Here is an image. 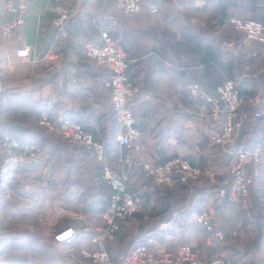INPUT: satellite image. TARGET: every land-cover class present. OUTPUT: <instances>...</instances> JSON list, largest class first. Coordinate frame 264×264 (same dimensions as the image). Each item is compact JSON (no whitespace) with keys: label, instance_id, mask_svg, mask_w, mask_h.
<instances>
[{"label":"crops","instance_id":"obj_1","mask_svg":"<svg viewBox=\"0 0 264 264\" xmlns=\"http://www.w3.org/2000/svg\"><path fill=\"white\" fill-rule=\"evenodd\" d=\"M25 1V22L10 36L0 31V71L3 70L7 82L0 96V119L8 130L43 148L56 177L31 185L27 174L21 172L18 183L12 184L21 195H27L20 200L23 221L34 219L35 207H42L45 220L34 232L21 230L18 237L7 240L4 261L15 264L8 258L21 257L24 264H88L77 254L79 248L89 245L86 238L69 245L55 244L48 240V229L55 223L53 213L59 208L98 219L110 197L106 196V200L103 187L110 192L111 188L94 181L99 167L85 158L82 147L41 131L36 122L41 113H57L78 123L105 146L107 159L114 166L118 153L116 125L108 89L102 86L105 73L78 54L73 37L51 44L48 0ZM148 1L164 9L161 23L148 22L155 15L144 8L125 20L119 15L116 19L114 15L105 16L98 32H93L98 22L90 18L99 15L97 9L101 11L103 6L100 0H83L67 26L75 37L88 41L90 34L92 41L102 43L103 29L122 37L130 60L129 77L139 88L134 109L138 141L151 165L180 157L200 168H212L218 178L227 177L229 151L209 143V125L201 122L196 104L176 85L198 81L213 94L220 81L231 78L239 79L238 89L245 98L264 92V44L242 47V34L227 23L230 14L264 21V0H178L177 7L174 0ZM182 1L189 2L191 9H183ZM1 3L0 0V21L8 17ZM164 14L166 19L162 18ZM109 17L111 22L107 21ZM24 45L30 47V52L26 60L19 61L15 51ZM49 52L55 55L43 59ZM204 64L210 68L204 70ZM244 129L243 136L247 134ZM263 133L261 126L252 139L236 142L237 147L264 142ZM47 137L52 144L45 143ZM132 154L138 157L135 151ZM261 166L264 176V163ZM127 171L128 187L144 191L141 218L145 221L133 218L122 223L110 247L113 257L128 250L138 234L145 232L155 235V247L187 244L208 259L222 254L229 255L232 264H264L262 179L249 188L247 207L243 208L226 200H210L212 194L206 190L215 184L217 187L219 181L201 179L204 182L199 180L197 184H203V189L197 192L191 182L173 187L153 186L141 165ZM194 191L197 194L193 196ZM194 199L198 210L212 209L222 240L213 237L206 243L204 229L190 223L184 207ZM13 208L11 202L0 205V217L10 215Z\"/></svg>","mask_w":264,"mask_h":264},{"label":"built area","instance_id":"obj_2","mask_svg":"<svg viewBox=\"0 0 264 264\" xmlns=\"http://www.w3.org/2000/svg\"><path fill=\"white\" fill-rule=\"evenodd\" d=\"M1 6L8 17L0 21V31L5 36L12 35L25 22V0H1ZM83 0H48L51 28V44L68 37L69 19L77 12ZM102 6L122 16L141 13L146 8L150 14L159 10V5L148 0H100ZM232 28L243 35V43L264 44V23L236 16L229 18ZM102 44L96 45L86 38L77 42V51L85 59L100 68L105 77L102 86L108 89L112 103V117L116 125L115 142L118 153L114 166L107 159L105 146L91 133L85 131L78 123L70 121L63 115L41 113L36 124L47 133L58 136L83 148L85 158L98 165L94 181L108 185L112 192L107 207L98 214V219L59 208L53 213L55 223L48 229V240L55 244L69 245L80 238H86L88 246L77 251L80 260L88 264H232L229 255L213 258L203 257L197 250L187 244L175 248L155 247V235L147 233L134 240L130 248L113 259L107 245L115 241L121 223L135 214L143 212L140 189L128 187V169L132 171L138 165L146 171L156 187H173L186 185L189 181L204 179L208 182L219 181V185L206 191L211 193V201L226 200L229 203L247 207L249 188L258 179L264 182L262 163H264V142L248 147L230 148L245 121L251 116H264V92L254 93L245 98L239 92V79H226L218 85L213 94L207 92L198 83L176 85V89L188 94L196 104L197 115L202 123L209 125L208 141L210 144L227 149L230 159L226 168L227 177L218 178L212 168H200L187 159L175 157L165 162L151 165L138 141L139 131L136 127L134 109L137 104L138 86L129 77L130 60L124 49L116 44L108 31L101 32ZM30 47L24 45L15 51L19 61L27 59ZM55 53L49 52L42 58H51ZM6 77L0 71V96L6 89ZM132 151L138 155L134 157ZM24 173L31 185L55 178L51 165L43 148L37 143L23 140L8 130L0 119V205L11 202L13 212L0 217V264L4 261L5 243L8 239L18 237V232H34L38 224L44 222L42 207L33 208L34 219L23 221L21 213L22 197L12 184L18 183L20 173ZM196 199L184 207L188 211L189 221L200 225L206 234V243L213 237L222 240L223 234L217 228L212 209L198 210ZM98 220V221H97ZM236 230L232 236L235 238ZM27 238L28 236H24Z\"/></svg>","mask_w":264,"mask_h":264},{"label":"trees","instance_id":"obj_3","mask_svg":"<svg viewBox=\"0 0 264 264\" xmlns=\"http://www.w3.org/2000/svg\"><path fill=\"white\" fill-rule=\"evenodd\" d=\"M157 2H161V0H157ZM173 2H175L176 4H175V6L177 7V2H178V0H174ZM182 3L184 4L183 5V9H187V10H190L191 9V7H190V5H189V2H187V1H182ZM102 9L103 10H101L100 11V9H97L98 10V13H100L99 15H97V14H94V16L92 17V18H90V19H93L94 18V20H95V22L97 21L98 22V25L95 27V28H92V30H93V32H98V30H99V28H100V24L101 23H103L102 21H105L104 20V18H105V16H109V15H112V13H113V11H110V9H107V8H105V6L103 5V7H102ZM162 10L164 11V9H161V7H160V5H159V10L157 11V13L156 14H154L155 15V17H153L154 18V20L156 21V22H158V23H161V17H160V15H161V13H163L162 12ZM77 14H80V12L79 13H77ZM132 16V15H131ZM231 17V14L230 15H228V19ZM163 19H166L167 18V16L164 14V16L162 17ZM222 19V18H221ZM228 19H227V23L229 24V22H228ZM90 22H91V20H90ZM219 22H222V20H220ZM165 23H167L166 22V20H165ZM262 23H264V21H262ZM95 24V23H94ZM68 30H69V33H68V37H73L74 38V42H75V44L77 45V42H78V40H80L81 39V37H75V33L72 31V30H70V28H68ZM109 33V35H110V37L115 41V43L116 44H119L123 49H124V51L126 50L127 51V46L126 45H124V41H123V39H122V37H120L118 34L117 35H114L111 31H109L108 32ZM68 37H66V38H68ZM87 37H89V41H91V42H93L94 44H96V45H100V44H102L99 40L97 41V40H94V41H92V38H91V35L90 34H88V36ZM252 44H263V43H252ZM250 45V44H249ZM241 46L243 47H247V45H245L244 43H243V35H242V43H241ZM125 51V52H126ZM191 51V50H190ZM188 53H190V52H188ZM79 54V53H78ZM201 59V58H200ZM204 66V70H208L209 68H210V66L208 65V64H204L203 65ZM227 79H229V78H227ZM231 79V78H230ZM222 80V79H221ZM225 80V78L222 80V81H220V84L223 82ZM195 83H198V84H200L204 89H205V85L203 86V84H201L200 82H195ZM219 85V84H218ZM217 85V86H218ZM216 86V87H217ZM216 89V88H215ZM206 90V89H205ZM255 121H264V116L263 117H261V118H254V117H250L247 121H245V123L243 124V126L241 127V129L239 130V134H241V131L247 126V125H249L250 123H253V122H255ZM41 130V129H40ZM45 133H47V132H45ZM47 134H49V133H47ZM239 134H237L238 136H239ZM47 136H49V135H47ZM238 136H237V138L235 139V141H234V143L231 145V149L232 148H236L237 146H239L236 142H238ZM50 138L49 137H47V138H45V143L47 144V145H50V140H49ZM50 142V143H49ZM59 143V142H58ZM52 144V143H51ZM139 166L140 165H138L137 166V169L139 168ZM201 180V179H200ZM196 181V182H195ZM199 180H192V181H189V183L191 182V184H193L194 186L196 185V187H195V190L197 191V192H200V190L201 189H203L202 188V186H203V184H200L199 185V187H198V184H197V182H198ZM202 181V180H201ZM216 182V181H215ZM203 183V182H202ZM213 183V182H212ZM153 185V184H152ZM177 185V184H176ZM180 185H184V184H180ZM217 184H215L213 187H215ZM154 186V185H153ZM168 189H170V188H168ZM103 191H104V195H105V198H106V196H108V195H110V193L112 192V190H111V192H110V190H109V188L108 187H103ZM197 192H193L192 193V195L194 196L195 194H197ZM142 195H145L144 194V191L143 192H141V196ZM106 200H107V198H106ZM107 202V201H106ZM105 202V203H106ZM185 206V205H184ZM143 213H144V209H143ZM143 213H140V214H135V215H133V216H131L130 218H128L126 221H124V222H127V221H129L130 219H133V218H137V220H142V221H145V220H143L141 217H142V215H143ZM124 222H122V223H124ZM122 223H121V225H122ZM121 228V227H120ZM120 231V230H119ZM118 231V232H119ZM117 232V233H118ZM144 232V231H143ZM140 234H145V232L144 233H140ZM140 234H138L139 235V237H140ZM116 236H117V234H116ZM138 238V237H137ZM135 240V239H134ZM115 241H116V239H115ZM114 242V241H113ZM113 242H110L108 245H107V247H108V250H109V252H110V247L112 246V244H113ZM127 251V249L126 250H124V251H122V252H120L116 257H113L112 255V253H110V255H111V257L113 258V259H116L119 255H121V254H123V253H125ZM8 260L9 261H11V262H13V263H15V264H24L25 262H23V260H22V258L21 257H19V258H8Z\"/></svg>","mask_w":264,"mask_h":264},{"label":"rangeland","instance_id":"obj_4","mask_svg":"<svg viewBox=\"0 0 264 264\" xmlns=\"http://www.w3.org/2000/svg\"><path fill=\"white\" fill-rule=\"evenodd\" d=\"M165 6V5H164ZM164 8V7H163ZM114 15V16H113ZM122 16L120 14H118L117 12L113 11L112 15H109L110 17L113 16L115 19L116 17H119V16ZM109 17V19L107 21L111 22V18ZM122 20H125L127 18V16H123V17H120ZM152 18V19H151ZM151 18H148L147 21L149 22L150 20L152 21H155L153 17ZM111 24V23H110ZM263 126L264 127V121H255L253 123H250L249 125L246 126V128L244 129L243 132H246L247 134H244V136L242 135L243 133L239 134V137H238V143H243L244 142V139H252L254 134H255V131L258 130L259 127ZM40 128V127H39ZM41 129V128H40ZM41 131L45 132L44 129H41ZM45 134V133H44ZM258 134H262L261 132H259ZM264 134V133H263ZM47 135V134H46ZM242 136V138H241ZM247 141V140H246ZM245 141V142H246ZM244 142V143H245ZM200 182H204V180H200ZM233 260H234V257H233Z\"/></svg>","mask_w":264,"mask_h":264}]
</instances>
